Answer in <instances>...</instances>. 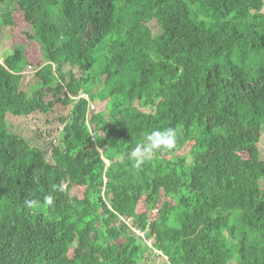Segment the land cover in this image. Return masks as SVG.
<instances>
[{
    "label": "trees",
    "instance_id": "1",
    "mask_svg": "<svg viewBox=\"0 0 264 264\" xmlns=\"http://www.w3.org/2000/svg\"><path fill=\"white\" fill-rule=\"evenodd\" d=\"M263 1L0 0L41 57L36 85L24 47L0 59V264H264V161L236 127L264 124ZM7 115L62 125L49 157ZM169 127L175 147L134 168Z\"/></svg>",
    "mask_w": 264,
    "mask_h": 264
},
{
    "label": "rangeland",
    "instance_id": "2",
    "mask_svg": "<svg viewBox=\"0 0 264 264\" xmlns=\"http://www.w3.org/2000/svg\"><path fill=\"white\" fill-rule=\"evenodd\" d=\"M257 7V8H256ZM255 8L258 11H263L264 12V1L260 5H257ZM3 10V5L0 4V11ZM151 14V9H148V16L149 18ZM12 18L14 23L10 22L9 18L4 15H0V59L3 60L6 58L8 55H10L14 48H22L24 47L23 51V59L22 62L25 65L27 64L32 65L33 69L35 68V65L38 64L39 61H41V57L39 54V51L37 49H33L31 45H26L25 40L22 38V33L25 28H28V24L23 22L22 15L19 11L14 10L12 13ZM147 28L151 29L152 32L156 30V23L154 20H148ZM150 35L145 37V44L149 45L150 42ZM155 58H157L156 54H153ZM175 63L179 65L182 69L184 74L188 75L190 74L193 69V62L186 58H176ZM27 74V81H30L32 84L36 85L37 78L34 75V73ZM157 76L155 75L151 78H149L147 82V87H151L153 84L158 83L157 81ZM162 101L160 100L159 102L156 103L154 107L151 108L152 111L160 109L162 106ZM58 112L63 111L60 108H56ZM147 110V109H145ZM149 111V109L147 110ZM57 112V113H58ZM66 112V111H64ZM56 113H50L48 114L49 117L55 116ZM7 121L9 123V128L10 131L16 132L20 134L21 136L25 137L30 145L32 146H41L44 151L46 152L47 156L49 157V149L51 146V141H55L56 138H58V135L60 134V131H58L59 127L62 125H53L52 123L47 124V123H42L41 119L38 117L34 116L31 118H26V117H15L11 115H7ZM236 127L240 130H243L249 137L251 138H257V146L259 148L260 154H261V159L264 161V124L262 126H254L249 125H243L241 123H237ZM48 133V134H47ZM180 150L177 152V154H180L184 151ZM72 194L77 195L78 197H82L83 195V189L82 188H75L71 191ZM143 205L140 204L137 208L138 212L143 211ZM154 215V213H153ZM143 233L140 232V235L142 236ZM146 244L149 246L150 243L149 241H146ZM83 249L81 245H77V242H74V247L71 250V253L73 254L74 252L76 253H82ZM156 253L159 255L156 257V262L157 263H162L164 260H166V257L163 256L162 251H156Z\"/></svg>",
    "mask_w": 264,
    "mask_h": 264
},
{
    "label": "clouds",
    "instance_id": "3",
    "mask_svg": "<svg viewBox=\"0 0 264 264\" xmlns=\"http://www.w3.org/2000/svg\"><path fill=\"white\" fill-rule=\"evenodd\" d=\"M36 71L37 69H33L32 65L26 63L22 72L27 75L29 74L28 72L35 73ZM84 95H86L88 99H86ZM76 97L89 101V95L83 91H79ZM177 138V130L171 127L166 129H156L147 132L144 137V142L137 144L134 148L131 149L129 153L130 159L134 161L133 167L136 169L141 168L145 164V162L151 158V155L154 151H164L174 148L177 142ZM45 200L48 204H51L53 198L51 196H48L45 198ZM25 204L29 208H31L36 204V201L26 200Z\"/></svg>",
    "mask_w": 264,
    "mask_h": 264
},
{
    "label": "built area",
    "instance_id": "4",
    "mask_svg": "<svg viewBox=\"0 0 264 264\" xmlns=\"http://www.w3.org/2000/svg\"><path fill=\"white\" fill-rule=\"evenodd\" d=\"M84 97L86 98V99H88V97L86 96V95H84ZM150 243V242H149Z\"/></svg>",
    "mask_w": 264,
    "mask_h": 264
},
{
    "label": "water",
    "instance_id": "5",
    "mask_svg": "<svg viewBox=\"0 0 264 264\" xmlns=\"http://www.w3.org/2000/svg\"><path fill=\"white\" fill-rule=\"evenodd\" d=\"M107 162V164H109V162L108 161H106Z\"/></svg>",
    "mask_w": 264,
    "mask_h": 264
}]
</instances>
